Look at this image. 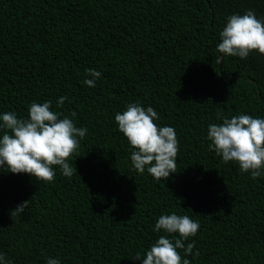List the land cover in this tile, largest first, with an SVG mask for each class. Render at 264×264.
<instances>
[{
    "label": "trees",
    "instance_id": "1",
    "mask_svg": "<svg viewBox=\"0 0 264 264\" xmlns=\"http://www.w3.org/2000/svg\"><path fill=\"white\" fill-rule=\"evenodd\" d=\"M248 10L264 19V0H0V115L27 118L51 101L88 129L71 177L0 168V253L11 264H142L134 257L161 235L179 238L154 230L173 212L200 224L185 241L199 255L178 250L190 264H264V175L224 163L207 139L223 118L264 119V55L217 51L227 18ZM86 69L101 73L95 87ZM130 103L175 129L177 172L165 180L132 167L114 119Z\"/></svg>",
    "mask_w": 264,
    "mask_h": 264
},
{
    "label": "clouds",
    "instance_id": "2",
    "mask_svg": "<svg viewBox=\"0 0 264 264\" xmlns=\"http://www.w3.org/2000/svg\"><path fill=\"white\" fill-rule=\"evenodd\" d=\"M220 42L217 51L231 57L246 59L255 51L264 55V19H258L252 10L243 15L233 14L219 33ZM83 83L95 87L101 73L95 69H86ZM67 96L56 101L58 108L63 107ZM71 116L75 117L76 112ZM118 131L126 138L131 151L132 167L143 174L145 170L154 179L162 181L170 173L177 172V154L179 142L175 129L171 126H158V113L152 108H144L130 103L126 110L115 114ZM0 128L5 131L0 137V168H6L12 174H28L35 180L47 183L55 179L53 166H58L61 174L71 177L76 169L67 162L80 147L79 139L86 136L88 129L76 127L73 120L51 110V101L33 102L27 111V118H17L14 112L0 115ZM209 149L221 157L224 163L233 161L244 173L253 179L264 175V119L240 114L223 118L221 124H210L207 128ZM28 200L18 205L10 214L19 215L27 207ZM198 221L188 215H161L155 223L156 232L179 234L171 239L161 235L147 250L143 258L137 253L134 257L142 264H190L182 258L198 256L193 253L195 242L185 244L189 237L197 234ZM0 264H11L0 253ZM47 264H60L55 258H47Z\"/></svg>",
    "mask_w": 264,
    "mask_h": 264
}]
</instances>
